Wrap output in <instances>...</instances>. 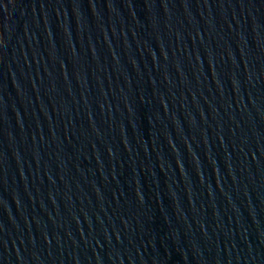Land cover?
I'll use <instances>...</instances> for the list:
<instances>
[{
  "label": "water",
  "instance_id": "1",
  "mask_svg": "<svg viewBox=\"0 0 264 264\" xmlns=\"http://www.w3.org/2000/svg\"><path fill=\"white\" fill-rule=\"evenodd\" d=\"M0 264H264V0H0Z\"/></svg>",
  "mask_w": 264,
  "mask_h": 264
}]
</instances>
